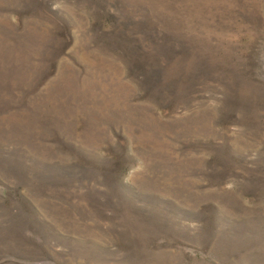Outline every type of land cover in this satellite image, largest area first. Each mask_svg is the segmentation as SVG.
I'll use <instances>...</instances> for the list:
<instances>
[{
    "label": "rangeland",
    "instance_id": "rangeland-1",
    "mask_svg": "<svg viewBox=\"0 0 264 264\" xmlns=\"http://www.w3.org/2000/svg\"><path fill=\"white\" fill-rule=\"evenodd\" d=\"M0 264H264V0H0Z\"/></svg>",
    "mask_w": 264,
    "mask_h": 264
}]
</instances>
